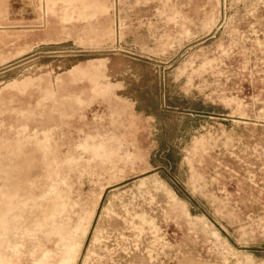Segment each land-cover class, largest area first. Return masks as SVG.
I'll return each instance as SVG.
<instances>
[{"label":"rangeland","instance_id":"1","mask_svg":"<svg viewBox=\"0 0 264 264\" xmlns=\"http://www.w3.org/2000/svg\"><path fill=\"white\" fill-rule=\"evenodd\" d=\"M0 264H264V0H0Z\"/></svg>","mask_w":264,"mask_h":264}]
</instances>
